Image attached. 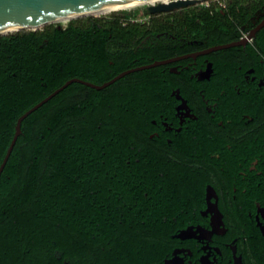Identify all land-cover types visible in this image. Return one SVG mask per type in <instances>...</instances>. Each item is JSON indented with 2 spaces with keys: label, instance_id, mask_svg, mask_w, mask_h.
Instances as JSON below:
<instances>
[{
  "label": "trees",
  "instance_id": "1",
  "mask_svg": "<svg viewBox=\"0 0 264 264\" xmlns=\"http://www.w3.org/2000/svg\"><path fill=\"white\" fill-rule=\"evenodd\" d=\"M140 10L0 34V165L27 110L69 79L132 66ZM135 75L74 80L23 119L0 175V264H157L171 250L192 181L152 143Z\"/></svg>",
  "mask_w": 264,
  "mask_h": 264
},
{
  "label": "flooded vegetation",
  "instance_id": "2",
  "mask_svg": "<svg viewBox=\"0 0 264 264\" xmlns=\"http://www.w3.org/2000/svg\"><path fill=\"white\" fill-rule=\"evenodd\" d=\"M145 8L126 74L147 76L138 110L193 186L157 264H264V0Z\"/></svg>",
  "mask_w": 264,
  "mask_h": 264
},
{
  "label": "water",
  "instance_id": "3",
  "mask_svg": "<svg viewBox=\"0 0 264 264\" xmlns=\"http://www.w3.org/2000/svg\"><path fill=\"white\" fill-rule=\"evenodd\" d=\"M128 1L132 0H0V34L27 27H37L47 23H52L50 22V19L69 17L86 9L115 7ZM201 1L204 0H170L169 2H160L158 4L151 3L148 9L150 12L169 11ZM59 27H62L61 23L59 24ZM128 72H130V70H125L103 84H97L78 77L69 79L64 85L57 88L50 95L42 99L24 114H22L18 118L15 135L3 159V162L0 165V175L6 162L8 161L18 136L22 132V121L32 111L37 109L44 102L49 100L52 96H54L74 80L81 81L92 87L103 88Z\"/></svg>",
  "mask_w": 264,
  "mask_h": 264
},
{
  "label": "bare ground",
  "instance_id": "4",
  "mask_svg": "<svg viewBox=\"0 0 264 264\" xmlns=\"http://www.w3.org/2000/svg\"><path fill=\"white\" fill-rule=\"evenodd\" d=\"M156 1H160V0H132V1H128V2L122 3L120 5H117L115 7L91 8V9L83 10L81 12H77L74 15L69 16V17L58 18V19H50V22L66 21V20L71 19V18H73L75 16H78V15H86V14L99 15V14L108 12V11H110L112 9H116V8H128V7L137 6V5H140V4H143V3H148V2L149 3H151V2L155 3Z\"/></svg>",
  "mask_w": 264,
  "mask_h": 264
},
{
  "label": "rangeland",
  "instance_id": "5",
  "mask_svg": "<svg viewBox=\"0 0 264 264\" xmlns=\"http://www.w3.org/2000/svg\"><path fill=\"white\" fill-rule=\"evenodd\" d=\"M205 2L207 1V0H204ZM151 3H153V2H151ZM151 3H143V4H140V5H137V6H132V7H128V8H117V9H112V10H110V11H108V12H105V13H102V14H99V15H91V16H96V17H101V16H107V15H110V13L112 12V11H115V10H118V9H134V8H140V9H143V8H145L146 6H148V5H150ZM81 16H90V14H86V15H81ZM76 17H80V16H76ZM76 17H73V18H76ZM73 18H71V19H73ZM71 19H68V20H66V21H55V22H52V23H55V24H62V25H67V23L71 20Z\"/></svg>",
  "mask_w": 264,
  "mask_h": 264
},
{
  "label": "built area",
  "instance_id": "6",
  "mask_svg": "<svg viewBox=\"0 0 264 264\" xmlns=\"http://www.w3.org/2000/svg\"><path fill=\"white\" fill-rule=\"evenodd\" d=\"M210 1V0H207V2ZM216 1H219L220 3H223L224 0H216Z\"/></svg>",
  "mask_w": 264,
  "mask_h": 264
}]
</instances>
